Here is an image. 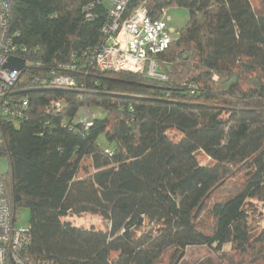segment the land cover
<instances>
[{
	"label": "trees",
	"instance_id": "16d2710c",
	"mask_svg": "<svg viewBox=\"0 0 264 264\" xmlns=\"http://www.w3.org/2000/svg\"><path fill=\"white\" fill-rule=\"evenodd\" d=\"M109 7L11 4L10 33L28 48L15 92L29 106L18 126L0 120V159L13 222L31 211L23 254L47 264H160L169 250L178 260L188 248L222 254L230 244L240 256L264 255L249 209L264 195V0H151L154 18L189 12L157 57L163 82L100 71L85 57L103 40ZM61 65L73 68L76 89L35 87ZM83 109L102 116L79 122ZM82 214L108 230L67 220Z\"/></svg>",
	"mask_w": 264,
	"mask_h": 264
},
{
	"label": "built area",
	"instance_id": "2783aa9c",
	"mask_svg": "<svg viewBox=\"0 0 264 264\" xmlns=\"http://www.w3.org/2000/svg\"><path fill=\"white\" fill-rule=\"evenodd\" d=\"M108 18L101 32V43L85 52V57L100 71L130 72L140 74L155 81L168 80L167 74L160 69L157 57L166 52L173 42L170 29L169 10H163L158 18L153 17L151 0H139V4L125 18L126 10L134 0H108ZM13 0H0V120L18 126L28 119L27 97H17L15 88L28 67L25 55L27 46L20 44V32L10 33V7ZM94 6V5H91ZM88 19L92 15L88 14ZM77 53L73 55L76 58ZM11 58L24 60L20 70H9L6 65ZM36 66H40L36 63ZM70 66L51 69L42 81L34 79L35 87L43 89L73 90L78 81L67 72ZM40 82H43L42 84ZM193 93V92H192ZM63 103H57L61 108ZM32 243L29 229H17L13 222L11 204L0 173V264H47L31 262L24 250Z\"/></svg>",
	"mask_w": 264,
	"mask_h": 264
},
{
	"label": "rangeland",
	"instance_id": "374dc122",
	"mask_svg": "<svg viewBox=\"0 0 264 264\" xmlns=\"http://www.w3.org/2000/svg\"><path fill=\"white\" fill-rule=\"evenodd\" d=\"M170 29L173 32V37L178 35V32L187 24L189 20V12L184 8H171L169 10ZM102 116L101 111L92 109H83L79 112V122H90L92 118ZM173 136L179 138V134L173 133ZM1 138V133H0ZM102 138V137H101ZM103 138L101 141L103 142ZM203 163H208V159L202 158ZM8 170V160L0 159V173L6 174ZM251 212V228L254 230V235H258L264 231V195L259 199L251 200L249 203ZM31 217V211L28 208H22L17 215L16 228L27 229ZM72 224L81 227H94L97 230H108L109 224L102 217L94 214L70 215L67 217ZM144 230H140L138 235ZM177 261V262H176ZM160 264H264V255L259 257L240 256L234 251L230 244L226 245L222 254H216L213 249L207 247L188 248L181 259L176 260L174 251L169 250L163 256Z\"/></svg>",
	"mask_w": 264,
	"mask_h": 264
},
{
	"label": "water",
	"instance_id": "95a60500",
	"mask_svg": "<svg viewBox=\"0 0 264 264\" xmlns=\"http://www.w3.org/2000/svg\"><path fill=\"white\" fill-rule=\"evenodd\" d=\"M25 66L24 60L11 58L8 64L6 65V68L9 70H20L23 69Z\"/></svg>",
	"mask_w": 264,
	"mask_h": 264
}]
</instances>
